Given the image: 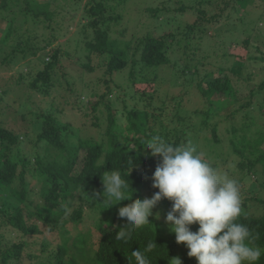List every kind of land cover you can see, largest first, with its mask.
Returning a JSON list of instances; mask_svg holds the SVG:
<instances>
[{
	"label": "trees",
	"instance_id": "1",
	"mask_svg": "<svg viewBox=\"0 0 264 264\" xmlns=\"http://www.w3.org/2000/svg\"><path fill=\"white\" fill-rule=\"evenodd\" d=\"M248 1L250 0H222V7L219 1L215 6L216 13L213 17L216 20L228 5L235 7L237 4L243 8ZM196 3L197 18L204 22L212 21V18H204L205 10L201 8L204 1L197 0ZM19 4L24 10V16H31V19L39 20L43 17L49 20L53 15L49 0L34 2L0 0V12ZM86 5H89L85 9L87 23L83 25V28L92 30L91 39L85 41L88 49L86 56L90 59V55H104L105 67L103 76L97 78L95 82L98 88L87 89L88 98L84 103L79 97V89L75 87V81L69 83L67 79H64L63 85L56 76V67L59 66L62 56L58 47L47 49V59L43 60L41 67L34 72L28 70L30 67L28 56L37 54L38 49H45L49 44L48 40H44L41 46L29 41L21 46L22 40L18 39L10 52L0 60L2 66L9 67V64L20 60V58L16 60L18 56L26 59L20 68L23 70H17V73L8 75L16 86L14 91L8 87L0 89V216L15 233L14 236H7L0 231V264H21L23 249L28 244L27 239L43 232L37 220L32 221L34 216L36 219L39 218L42 227L47 229L52 228L50 225L61 222L64 224L65 221L76 224L82 219L84 204L88 205L89 209L92 208V211L99 210L97 211L99 216L100 214L103 216L97 217V220L100 218L99 222H94L92 228L87 230L86 238L81 236L85 235L84 231H80L79 235L72 238L68 231L63 232L66 234L64 238L60 235L59 241H56L53 248L52 245L43 241L38 245L37 253L34 251L27 254L31 259L30 264H128V258L134 260L131 252L139 248L143 250L152 240L157 245V248L149 254L153 264H173L171 259L179 256L176 254L178 244L175 242L174 233L168 236L161 235L158 219L150 216V224L133 231L132 239L124 243L116 240L115 234L127 223V220L118 217L117 212L120 207L131 203L132 200L140 199L141 187L150 180L161 159L159 156H151L150 150L145 148L152 137L159 136L174 146L191 142L198 152L201 145L197 143L200 139L197 135L201 134L202 140L207 139L204 129L209 128L212 141L218 140L216 134L218 124L211 120L218 115V107L210 100V97L217 95L229 98L230 101L234 100L236 89L232 85V77L226 74L228 67L224 69L220 67L217 74L209 70L204 71L195 81V86L200 97L205 99V107L190 110L185 115H181L178 113L180 101L172 104L177 96L169 95L167 89L161 87L164 80L150 68H174L176 73L188 75L189 80L193 81L194 76L199 74V65H202V62L199 60L191 62L199 46L195 47L192 40L197 34L196 30L205 32L206 27L199 29L195 20L182 31L181 37H178L177 32L172 31H164L158 36L146 35L137 42L131 56L128 57L129 44L109 34V22L116 21L118 15L106 17L103 14L105 6L102 0H87ZM166 9L164 7L150 8L153 14ZM186 9L191 7L179 2L177 10ZM11 31L12 24L1 38L2 43L9 39ZM197 37L201 39L202 34H197ZM244 42L248 43L247 40ZM174 45H177V49H181V56L176 63H171L168 52ZM260 52L259 58L264 60V54ZM259 58L255 56V59ZM82 66L87 70L92 69L89 62L83 63ZM126 67L128 69L124 90L121 92L120 89V93H113V87L120 88V85L113 83V75ZM145 69L148 77L142 73L146 72ZM230 70L232 74L237 75V78L249 79V73L244 74L239 68L232 67ZM174 76V80H178L179 77L176 74ZM100 81L103 84L101 91ZM139 82L144 86L141 87L142 89L134 90L133 85ZM18 88H22V93L24 91L23 95H26L24 100L5 99L7 93L11 91L20 93ZM262 88H264V81L259 83V88H251L249 98L239 105L243 118L251 119L245 120L247 123L242 128L236 125L231 127L232 136L227 139L231 144V154L227 156L219 151L210 150L207 157L209 160L211 157L219 158L213 164L217 165L221 174L227 173L231 178L236 179L233 175L238 170L240 177L237 180L250 182L248 190L245 189L241 193L243 199L241 207L247 206L249 200H254L263 210L260 214L243 210L237 222L246 225L255 238L253 243L264 249V198L250 194V186L255 182L253 178L260 170L259 165L264 178V125L262 129L254 128V118L250 111L253 103L256 102L255 94ZM34 93L46 99L47 107L43 108L36 103ZM112 96L114 99L111 98ZM19 102H23L21 110L18 108ZM99 105H102L105 111L106 124L103 131L105 139L97 141L79 131L76 141H72L76 130L72 127L74 116L72 117L71 110L81 112V122H83L81 125H85L83 118L87 116V118L95 119L90 125L98 126L96 117L91 113ZM166 106L171 110V116L177 121L186 118L191 122L193 115H200V127L189 133L182 121L180 128L177 126L168 128L164 122L169 118H171L170 121L173 119L169 116ZM83 107L85 108L82 109ZM258 109L261 110V114H264V102L258 103ZM235 111L236 109H230L224 117L235 115ZM11 114L18 115L19 120H16L20 126L18 131L7 124V116ZM68 114L71 115L68 116ZM75 115H77L76 118L80 116L79 113ZM155 127H157V134L152 132L156 130ZM23 139L29 145L25 150L21 147ZM253 155L256 156L255 159L249 158ZM110 170L120 171L132 189L126 190V194L131 199L120 202L113 199L111 206L106 200L103 201L101 181V176ZM34 180L39 182L38 191L34 190ZM261 185L264 186V181ZM29 192L40 195L44 205L40 207L37 203L34 210L30 209L32 201L28 197ZM100 193L102 194L99 195ZM76 195H78L79 203L72 208L69 217L64 218ZM9 200L11 202H8ZM155 209L156 207L153 213ZM1 227L2 223H0V230ZM185 255L187 254L184 253L181 259L182 264L195 261ZM257 264H264V255Z\"/></svg>",
	"mask_w": 264,
	"mask_h": 264
},
{
	"label": "rangeland",
	"instance_id": "2",
	"mask_svg": "<svg viewBox=\"0 0 264 264\" xmlns=\"http://www.w3.org/2000/svg\"><path fill=\"white\" fill-rule=\"evenodd\" d=\"M29 1L34 2L42 0ZM49 1L50 9L53 11V15L49 20H45L43 17L39 18V20L31 19V16L25 17L21 4L0 12V60L10 52L11 47L14 46L18 39L22 40L21 46L26 45L27 41L34 43L37 46H41L44 40H48L49 44L45 49H38L36 51L37 54H30L28 56L30 59V67L28 70L34 72L37 68L41 67L43 60L46 61L47 59V49H50L51 47H58L61 50L62 56L59 61V66L56 67V76L59 77L58 80H60L63 85L64 79H67L69 83H73L75 81V87L79 89V97L84 103L88 98L87 89L91 87L98 88V85L95 82L97 78L103 76L105 67L103 62L105 59L104 55H90V59H88L86 56L88 49L86 48L85 41L90 40L92 36V30L90 28H83V25L87 23L85 9L89 5H86L87 0ZM203 1L204 5H202L201 8H204L205 10L204 18H212V21L204 22L197 18V0H102L105 6V11L103 14L106 17L110 15H118L116 21L109 22V34L111 37L129 44L130 50L128 52V57L131 56L133 47L137 44V42L146 35L158 36L164 31H172L177 32L178 37H181L182 31L185 30L188 24L193 23L195 20L197 21L196 25L199 29L206 27V34L203 31L198 32L196 30L198 35L202 34L201 39H198L197 34H195L192 40V43L195 47L197 45L199 46H197V51L195 52L194 59L191 62L194 63L197 60L202 62V65H199V74L194 76L193 81L189 80L190 76L188 75H180L179 72L176 73V69L174 68L160 67L158 69L150 68V70L152 72L155 70L154 72H157L160 75V78L162 77L164 81H162L161 87H165L169 95L173 94L177 96L176 99H173L172 104L175 101H180L178 113L185 115L190 110H195L197 108L203 109V107H205V99L200 97L195 86V81L198 79V77L201 76L206 70L213 71V73L217 74L220 67L223 69L228 67L226 69L228 70L226 71V74L229 75V77H232V85L236 89L234 100L230 101L229 98L218 97L217 95L210 97V100L213 101L218 107V115L211 119L212 121H216L218 124V129L216 131L218 140L212 141L211 135H209V128L203 130L207 136L206 138L209 140H202V135H197L200 138L197 141V143L201 145L200 153H202L204 158L217 169V165H214L213 163L219 158L211 157L209 160L207 155L210 153V150L219 151L221 154L227 156L231 154V144L227 141V139L232 136L230 133L231 127L236 125L238 128H242L246 125L245 123H247L245 120L251 119L243 118V112L240 110L239 105L244 103L249 98V90L251 88H259V83L264 81V60L259 58V55H261L260 51H262L264 54V0H250L246 3V5H244L243 8H240L237 4L235 7L228 5L224 12L221 13L220 16L216 18V20L213 17L216 13L215 6L220 1V6L222 7V0ZM179 2L184 3L185 6H190L191 9L182 11L177 10ZM154 7H164L167 9L153 14L150 8ZM10 24H12L10 37L6 42L2 43L1 38L6 34ZM244 40H247L248 43L245 44ZM176 46H172L168 52L170 54L169 58L171 63H176L178 57L181 56V49H177ZM255 56H258L259 59H255ZM19 58L20 60H18ZM16 60L19 62L14 61L12 64H9V67H5L0 64V89L8 87L14 91V87L16 86L14 85V81L8 78V75L17 73V70H23V68H20L23 66L22 63H24L26 59H21V57L18 56ZM86 62H89L90 66H92L91 70H87L82 66V64ZM179 63L181 62L179 61ZM232 67L241 69L244 74L249 73V79L245 80V78H237V75L232 74L230 70ZM127 69L128 68L126 67L121 72L115 73L113 75V83L120 85L119 89L118 87H113V93H120V89L121 92L124 90L125 80L127 78ZM142 73H145L144 76L148 77L147 70L146 72ZM174 74L179 77L178 80H174ZM102 85L103 84L100 81V91L103 89ZM143 86L144 84H141V82H139V84L135 83L133 85V89H142L141 87ZM18 90L20 93L16 94L12 91L7 93L5 99L11 100V98H16V101L24 100V98H26V95H23L24 91L22 93V88H18ZM37 94L38 93H34L36 103L43 108L47 107L46 99L42 98V96H37ZM113 97L114 96L111 98L114 99ZM255 99L256 102L253 103V106L250 109L252 112L251 115H253L254 118L253 125L256 129H262V125H264V114H261V110L258 109V103L264 102V88L255 94ZM22 104L23 102L18 103L19 109L22 108ZM84 108L85 107L82 109ZM230 109H236L235 115L225 118L224 116L230 111ZM71 111L70 112L73 113L72 117L74 116V124L72 127L76 130L75 135L72 136V141H76L79 131H81V133H85V135H88V137L97 141H102L105 139L103 131L106 121L105 111L103 110L102 105H99L98 108L91 113L92 116L94 115L96 117L98 126L90 125V123L95 121V119L94 117L87 118V116H83L85 125H81L83 124V122H81V112H77L76 110ZM88 112L90 114V111ZM167 112L169 114L171 113V110H169L168 107ZM75 113H79L80 116L76 118L77 115H75ZM70 115L71 114H68V116ZM169 116H171V114ZM190 116H192V114H190ZM7 117V124L18 131L20 129V126L16 121L19 120L18 115L11 114ZM71 118L69 120H71ZM192 118L193 120L191 122H189L186 118H183L182 120L189 133L194 132V130L196 131V129L200 127V115H193ZM170 119L171 118L164 122L168 128H172L173 126L180 128L182 121H177L174 117H172L173 121H170ZM76 127L78 128L76 129ZM155 129L156 130L152 132L157 134V127H155ZM23 143L21 144V147H23L25 150L29 145L24 142V139ZM202 143L204 145H202ZM255 157L256 156L253 155L249 158L255 159ZM235 158L238 161V157L236 156ZM259 168V172L255 174L253 178L255 181L253 183L254 185L251 184L250 186V194H256L261 198H264V186L261 185V183L264 181V178L260 165ZM238 172L239 171L236 170L233 175V177L236 179L240 177ZM238 182L241 193L245 189L248 190L250 183L249 181L239 180ZM33 183V186H35L34 190L38 191L39 182L34 180ZM141 188L142 189L139 192L140 200L144 199L145 197L150 198L155 192L158 191V189L152 187L151 178ZM28 197L32 201L30 209L34 210L33 208L37 203L40 205V207L44 205V203L41 201L40 195L36 194V192H29ZM77 198L78 195H76L71 206L64 214V218L69 217L72 208L76 207L79 203ZM8 202H11V200ZM98 204L100 205V203ZM89 208L90 207H88V205L84 204V211L80 223L76 222V224H72L68 223L69 221H65L64 224L61 222L57 223V225H50V227H52L51 229L42 227L39 218L36 219V216H34L32 221L37 220V223L39 227L42 228L43 232L41 234H37L35 237H29L27 239L28 244L23 249L20 263L30 264L31 259L27 256L28 253L34 251L37 253L38 245L41 242L43 243V241L44 243H48V245H52V248L55 247V243L57 240L59 241L60 235L62 238H64V236H66L64 233L68 231L71 238L79 235L80 231H84L85 235L81 236L86 238L87 230L92 228V226L95 224L94 222L98 223V220L103 217L102 214L99 216V213L97 212L99 210L92 211V208ZM170 209L171 202L167 199H162L158 202L154 211V213H159V232L163 236H168L171 234L164 220V217ZM243 210L250 213L260 214L263 209L259 203H256L254 200H249L247 206H242V211ZM97 217L100 218L97 220ZM153 218L157 219L155 216H153ZM0 223H2L0 231L3 234L7 236H14L15 233L11 231V228L8 227L7 223H4V219L1 216ZM197 227L198 225H192V230L195 231ZM187 251L188 250L183 244H179L176 254H179L178 257L182 259L183 254H187ZM189 264H196V260Z\"/></svg>",
	"mask_w": 264,
	"mask_h": 264
},
{
	"label": "clouds",
	"instance_id": "3",
	"mask_svg": "<svg viewBox=\"0 0 264 264\" xmlns=\"http://www.w3.org/2000/svg\"><path fill=\"white\" fill-rule=\"evenodd\" d=\"M151 156L160 162L152 174V187L158 189L150 198L132 200L118 209L117 215L126 218L115 239L128 243L133 231L149 225V217L159 218L153 209L162 199L171 202V209L164 217L168 230L175 235V242L183 244L187 256L196 264H257L264 249L256 246L250 229L237 222L242 212V195L237 179L221 174L191 142L174 146L159 136L147 142ZM103 201L113 205L129 200L126 190H132L118 170L101 176ZM100 193L99 195H101ZM116 204V203H115ZM198 225L195 231L192 225ZM157 248L152 241L143 250L131 252L128 264H153L149 254ZM173 264H182L172 258Z\"/></svg>",
	"mask_w": 264,
	"mask_h": 264
}]
</instances>
